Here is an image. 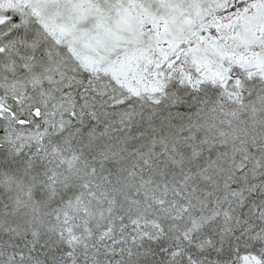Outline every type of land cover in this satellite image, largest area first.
I'll list each match as a JSON object with an SVG mask.
<instances>
[{"label": "snow or ice", "instance_id": "snow-or-ice-1", "mask_svg": "<svg viewBox=\"0 0 264 264\" xmlns=\"http://www.w3.org/2000/svg\"><path fill=\"white\" fill-rule=\"evenodd\" d=\"M0 264H264V0H0Z\"/></svg>", "mask_w": 264, "mask_h": 264}]
</instances>
